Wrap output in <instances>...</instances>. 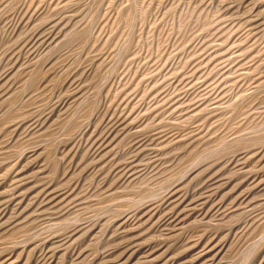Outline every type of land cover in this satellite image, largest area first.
Masks as SVG:
<instances>
[{"label": "rangeland", "instance_id": "1", "mask_svg": "<svg viewBox=\"0 0 264 264\" xmlns=\"http://www.w3.org/2000/svg\"><path fill=\"white\" fill-rule=\"evenodd\" d=\"M0 264H264V0H0Z\"/></svg>", "mask_w": 264, "mask_h": 264}]
</instances>
